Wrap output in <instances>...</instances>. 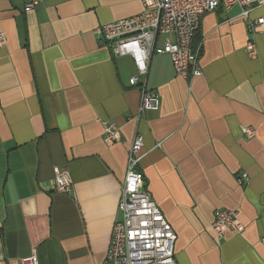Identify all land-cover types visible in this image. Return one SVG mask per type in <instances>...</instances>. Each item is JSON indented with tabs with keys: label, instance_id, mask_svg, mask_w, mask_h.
Returning <instances> with one entry per match:
<instances>
[{
	"label": "crops",
	"instance_id": "crops-1",
	"mask_svg": "<svg viewBox=\"0 0 264 264\" xmlns=\"http://www.w3.org/2000/svg\"><path fill=\"white\" fill-rule=\"evenodd\" d=\"M26 2L0 0V264L32 253L38 264H101L136 134L137 170L175 234V263L264 264V26L247 28L264 5L201 18V76L184 80L153 55L132 87V58L113 56L94 30L140 14L142 0H38L24 12ZM141 85L158 94L157 111L139 112ZM101 121L119 127V142L103 141ZM55 167L69 195L51 190ZM219 210L236 212L243 232L216 237Z\"/></svg>",
	"mask_w": 264,
	"mask_h": 264
},
{
	"label": "built area",
	"instance_id": "built-area-1",
	"mask_svg": "<svg viewBox=\"0 0 264 264\" xmlns=\"http://www.w3.org/2000/svg\"><path fill=\"white\" fill-rule=\"evenodd\" d=\"M38 0H27L24 12L35 8ZM264 5V0H142V12L138 15L116 20L94 30L95 36L111 51L112 55L129 56L136 67L137 75L129 85L137 87L148 72L153 55H167L177 76L184 80L202 75L198 63L200 44H193L200 28L201 18L221 7L242 9V15ZM264 19L248 23V32L263 27ZM0 33V46L5 44ZM248 57H256L254 43L246 46ZM139 112H154L159 109V96L147 91L142 85ZM103 141L113 144L120 141V129L110 121H101ZM242 136L251 139L255 131L241 128ZM142 136L136 134L127 151V166L123 185L119 192L117 213L105 258L101 264H176L174 260L175 234L149 194L143 189V175L137 170L141 159ZM51 190L69 195L72 183L65 170L55 167ZM246 173L239 174L238 184L248 182ZM211 230L218 238L227 231L241 234L244 226L234 211L219 210L214 213ZM264 243V239L261 240ZM20 264H38L35 253L20 261Z\"/></svg>",
	"mask_w": 264,
	"mask_h": 264
},
{
	"label": "trees",
	"instance_id": "trees-1",
	"mask_svg": "<svg viewBox=\"0 0 264 264\" xmlns=\"http://www.w3.org/2000/svg\"><path fill=\"white\" fill-rule=\"evenodd\" d=\"M195 45V43H193Z\"/></svg>",
	"mask_w": 264,
	"mask_h": 264
}]
</instances>
